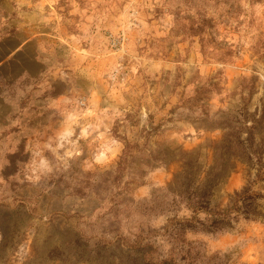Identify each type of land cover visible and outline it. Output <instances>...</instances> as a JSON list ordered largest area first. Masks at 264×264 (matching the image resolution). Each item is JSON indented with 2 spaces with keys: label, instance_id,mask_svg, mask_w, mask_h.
I'll return each mask as SVG.
<instances>
[{
  "label": "rangeland",
  "instance_id": "rangeland-1",
  "mask_svg": "<svg viewBox=\"0 0 264 264\" xmlns=\"http://www.w3.org/2000/svg\"><path fill=\"white\" fill-rule=\"evenodd\" d=\"M262 102L264 0H0V264H136L118 232L252 178L221 154ZM258 209L187 263L264 264Z\"/></svg>",
  "mask_w": 264,
  "mask_h": 264
},
{
  "label": "trees",
  "instance_id": "trees-1",
  "mask_svg": "<svg viewBox=\"0 0 264 264\" xmlns=\"http://www.w3.org/2000/svg\"><path fill=\"white\" fill-rule=\"evenodd\" d=\"M239 122L234 132L226 134L230 139L223 146L229 148L221 154V160L230 156L241 159L247 165L248 175L253 170L252 178L249 177L245 185L229 194L224 206L211 205L212 188L226 169H230L229 163L218 162L210 167L201 186L187 190L186 213L169 215L167 212L164 221L157 227L139 223L132 230L118 232L119 246L137 254L136 264H188L187 260L194 261L205 253L204 248L192 246L193 240L189 235H217L240 220L253 221L263 216L258 209V201L264 198V193L255 184L264 181V102L260 114L253 111ZM183 167H188L190 175L192 167L187 162ZM162 212L160 209L152 215L156 218ZM165 245L169 247L163 250Z\"/></svg>",
  "mask_w": 264,
  "mask_h": 264
}]
</instances>
